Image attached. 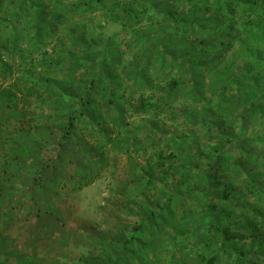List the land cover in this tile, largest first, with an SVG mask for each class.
<instances>
[{
    "label": "rangeland",
    "instance_id": "1",
    "mask_svg": "<svg viewBox=\"0 0 264 264\" xmlns=\"http://www.w3.org/2000/svg\"><path fill=\"white\" fill-rule=\"evenodd\" d=\"M70 1L77 0H32L24 10L17 5L0 8V34L13 32L16 37L12 40L23 56L33 50L36 63L41 50L50 51L45 40L49 36L58 43L54 61L60 60L54 62L47 77L24 58L37 79L42 100L32 106L36 121L31 127L23 128L15 117L10 121L5 147L17 159L6 161L0 155V180L6 185L0 219L8 221L3 243L7 246L12 239L11 250L17 255L10 256V250L0 244V264H178L172 254L181 250L211 254L220 242L199 220L207 204L201 194L205 182L201 174L212 173L208 169L215 159L214 149L229 158L233 168L239 165L245 170L236 179L229 201L217 194L212 198L218 211L232 209L239 216L233 220L219 217V221L244 225L250 220L248 208L264 213L260 203L264 200V159L259 158L264 145V111L252 109V100L260 107L264 97L260 90L264 0H224L229 5L225 11L218 8V14L212 13L211 19L229 37L222 61L211 62V66L217 64L215 70L197 85V97L184 85L169 91L159 78L151 85L139 81L140 70L148 80L172 69L160 70V36L151 31L150 13L142 9L147 0H139L144 5L130 4L129 12L136 16L129 14L127 22L124 11L110 16L102 9L83 16L76 11L69 17L63 11ZM46 26L51 27L49 33ZM247 26L255 29L254 45L247 39ZM259 35L261 40H253ZM144 43L149 44L146 53L141 50ZM241 46L242 51H253V46L255 53L241 54ZM215 48L220 45L210 52ZM208 52L198 53V57L210 60ZM231 72L238 73L237 79L231 78ZM189 75L182 74L185 79ZM222 75L224 80H220ZM140 96L146 111L138 108ZM209 123L214 124L213 129ZM52 162L45 178L54 185L52 192L63 193L49 200V194L37 190L35 203L24 200L30 195L25 191L30 176L38 182L36 177ZM93 172L100 177L90 185L65 191L83 184ZM238 172L228 171L224 180L231 182ZM121 183H126L125 189ZM118 193L136 196L126 214L106 209ZM38 197L46 211L59 212L56 226L49 224V216L35 215ZM234 247L226 244L220 264H264L263 253L258 259L248 256L242 260Z\"/></svg>",
    "mask_w": 264,
    "mask_h": 264
},
{
    "label": "trees",
    "instance_id": "2",
    "mask_svg": "<svg viewBox=\"0 0 264 264\" xmlns=\"http://www.w3.org/2000/svg\"><path fill=\"white\" fill-rule=\"evenodd\" d=\"M41 1L50 3L51 0ZM147 1L148 3H145L144 5V3H140L139 0H77L76 2H68V4L64 6L63 12H66L69 17H73L76 11L80 14V16H83L86 13L92 14L97 9H102V11H104L106 14H109L111 12L119 13L120 11H124V20H126L127 22V20L130 19L128 17L129 14L133 15V17L136 16L133 13L129 12V8L130 6H132L130 4L136 5V3H140L141 5H144V8L142 7V9L144 12L150 13L147 18L152 22V27H154V29H152L151 31H154L156 35L158 34L160 36L159 39L157 38L158 45L161 47V51H163V56L159 58V60L161 61L159 64L160 70H165L170 66H172V69L170 68L171 71H164L163 73L159 70V72L162 73L163 76H155L149 78L148 80L147 78H143V71L140 70L137 75H139V78L142 79H139V81L153 84L152 82L154 81V78H159L163 81V83L168 85L169 91H175L176 89L180 88L181 85H184V87H186L187 89L190 88L192 90V92L190 93L193 95V97H197L200 94L199 89L196 88L197 85L203 81L207 74L212 73L213 70H215L217 64H220L223 59L222 50L224 49V46H226V39L229 36L226 35V31L221 30L219 23L217 25L215 24L211 17L212 13H217L216 10H218V8H223V10L225 11L227 6H229L228 3H224V0ZM31 3L32 0H8V3L5 4V0H0V8L1 5H17V9L24 10V8ZM233 7L235 8V3H233ZM13 10L15 11V7L13 8ZM11 14H14V12ZM217 17H219V15H217ZM45 21L46 20L43 18L42 23L44 24ZM46 27V31L47 33H49L48 29H51V27ZM247 28L249 30L246 29L248 31L246 33V36L247 39L251 38L250 40L252 43V37L253 33H255V29L253 26H247ZM146 34L149 35V38L151 40H155V36H152L149 32H146ZM0 35H2L0 36V155L4 157V160L14 162L17 159V157H13L15 152L11 148L5 147L9 141L6 137V134L10 129V121L15 117V119H19V125L23 128L31 127L33 124H35L36 121V117L34 115L35 110H32V106L42 100V92L38 88L37 79L33 74L30 73L31 68L27 69L25 59H29L30 65L31 63H33L32 65L38 68L41 73H44V76L48 77V75H50L52 66L60 61H54V59L58 57L59 50L57 47L58 43L55 40L51 39L49 36H46L45 40L50 44L48 47L45 43V48H50V51L44 49L41 50V56L39 57L40 59H38L35 63L32 56L33 50H30L28 56L25 57L23 56L21 51L16 48V43L12 40L16 37L13 32L10 34L1 33ZM237 35L238 34H236V36ZM261 39V35H259L258 38L253 40L257 42ZM193 41H195V50L193 49L194 45L190 44L194 43ZM217 45H220V48H215L212 52H210V50H212L213 47ZM207 49L209 50V52L206 55H210L211 57H209L210 60L205 61V59H201L198 57V53L205 54ZM240 49L241 54H243V52L246 54L255 53V49L253 46V51H251L249 48H243L244 51H242V46ZM141 50L143 51V53H146L148 50H150L149 44L144 43ZM193 51L194 53H192ZM181 52L185 53L182 54ZM212 58H214L215 60H213ZM198 59L200 60V62H198ZM191 61H196L197 63L195 65H192ZM213 61L217 62L216 65L214 64L215 66H211V62ZM259 65L260 64H258L256 67L258 68ZM229 68L230 65L227 66V70ZM183 73H189L190 75L187 79H185L182 76ZM217 74L219 75V73ZM231 74L232 72L230 73V75ZM237 77L238 73H234L231 75L232 79H237ZM222 79L224 80L223 75L220 77V80ZM188 83H190V87H188ZM260 90L262 94H264V79L261 84ZM138 102L139 110H148V108L144 106V100L141 98V96ZM252 103V109L256 107L259 110L264 111V97L262 106L259 107L257 106L258 104L255 105L254 99L252 100ZM153 107L156 108L154 105ZM155 115H157V113ZM69 117L70 120L74 118L73 116ZM209 126L210 129L214 128V124L212 123H209ZM262 138H264V135L262 136ZM4 152L6 154H4ZM213 152L215 155V159L209 165L208 169L209 171L212 170V173H210V175H207L206 173L201 174L203 175V181H205L204 186L201 189V194H203V197L205 198L207 204L203 209V212L201 211V218L199 221L203 224H206V230L208 233H211L218 238L220 246L211 254L194 250H181L180 252L173 253L172 259L178 264H220V258L226 255V244L235 245L234 251L236 252V256L239 257V259L245 260L248 256L258 259L262 253L264 259V213L248 208L247 214H249L250 212V217H248V219L250 220L244 225L234 223L230 224V222L227 221H222L221 223L219 221V217H221L222 220L224 217L233 220L238 218L239 216H236V210L232 209H224L222 211H218V207L213 203L212 198L217 194L220 195V198L225 202L229 201L236 190V179L243 175L242 173L245 170L244 168L239 169L241 167L239 165H236L233 168V165L229 158L224 156V154L220 155L217 149H214ZM259 158L264 159V145L260 150ZM52 167L53 162L48 163L47 169H44L42 173H40L38 177H36L38 179V182L37 180L36 182L31 180L32 175L30 176L29 188H26L25 190L30 195L26 197L23 194V197L25 196L24 200L28 202L32 201L33 203H35L37 190H41L42 192H46L47 194H49V200H53L52 197H60V194L63 193V190H61L62 192H59L58 190L52 192V190L54 189V185H51V181L48 182L45 178L47 176L49 168L51 169ZM232 169H235L239 172L236 174V178H234L231 182H227L224 180V176L227 175V172L231 171ZM33 172H35V170ZM99 177L100 174H97V172H93L85 177V181L83 184L74 186L73 188L67 187L65 191H70L72 189V191L80 190L83 187L90 185ZM147 183H149V180L147 181ZM249 183H252V181L249 180ZM121 184L122 189H125L126 183ZM5 186V183L1 181L0 201L3 195L2 191L6 189L4 188ZM15 187L18 189L17 186ZM122 189H120V192L124 191ZM252 192L253 194H255L254 187H252ZM115 196L117 197L109 202V205H107L106 209L109 210L112 214H126L127 212H125V210L128 209L127 205L131 203L136 197L135 194L127 196V193H125L123 196H120V194L118 193V195L116 194ZM3 198L4 205L6 200L5 195L3 196ZM39 198L40 197L37 198L36 203L38 214L35 215L40 217L44 215L49 216L47 218L49 219L50 223H48L50 225L54 224L56 226L58 223V217L61 218L59 212L55 210H51L49 212L46 211L45 208L41 206ZM171 199L172 196H169L167 198L168 201H171ZM260 203L264 207V200H261ZM3 205H0L1 209ZM39 210H43V213L41 214ZM29 211L33 210L30 209ZM30 214L33 213L30 212ZM28 216L29 215H27V217ZM10 217L8 218V220L10 219V225H13ZM25 218L24 220H26ZM23 222L25 223L27 221ZM16 224L17 218L14 219V226ZM7 228L8 221H6L5 217H3L2 219H0V244H2L3 246V240L7 236ZM13 246L14 244L12 245L11 239L8 245H5L4 247H6L7 252L8 250H10V256H17L16 254L12 253L13 250H11V248H13Z\"/></svg>",
    "mask_w": 264,
    "mask_h": 264
}]
</instances>
